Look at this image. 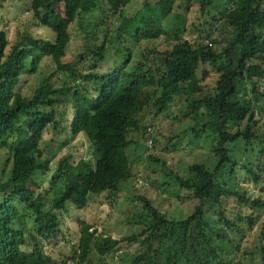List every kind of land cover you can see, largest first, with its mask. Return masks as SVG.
Listing matches in <instances>:
<instances>
[{"label":"trees","instance_id":"trees-1","mask_svg":"<svg viewBox=\"0 0 264 264\" xmlns=\"http://www.w3.org/2000/svg\"><path fill=\"white\" fill-rule=\"evenodd\" d=\"M9 1L0 0V9ZM30 1L35 18L56 39L50 42L25 33L11 45L0 18V155L5 160L3 174L8 172L7 180L0 181V264H68L47 252L48 246H57L64 237V221L58 213H68L70 204L83 210L91 197L106 195L112 205L125 197L124 190L138 176L131 150L146 147L152 138L148 125L166 118L181 99L185 111L180 120L187 122L183 133L190 139L188 147L193 152L206 144L208 151L201 162L187 165L182 172L179 164L168 165L155 154L160 142L154 138L150 146L154 145L155 153L147 157L161 167L151 176L144 172L139 176L160 190L163 185L155 176H163L172 182L166 187L176 186L179 202L196 203L194 212L176 220L155 207L150 197L133 196L128 203L143 212L144 229L114 239L82 222L72 261L117 264L125 258L129 263L130 256L131 264H161L162 258L164 264H225L222 243L232 244L226 230L241 233L239 223L245 222L254 228L255 214L247 216L244 208L264 211V120L259 118L264 115V92L257 81L264 78V0H227L225 11L219 12L221 19L214 18L231 31L222 49L192 43L179 32L168 37L169 50H146L137 65H133L134 49L169 36L165 22L180 19L179 5L190 11L194 0H147L132 17L126 9L133 0ZM200 3V13L209 17L215 0ZM59 5H64V16L54 24L46 21L44 17L54 15ZM97 11L103 16L83 33L79 56L63 67L72 45L73 24L83 28L85 16ZM102 28L103 40L98 44ZM201 35L204 40L210 37L208 30ZM122 46L123 54H115ZM47 58L71 82L55 79L53 74L39 82L32 97L24 96L23 76L36 74ZM109 59L111 68L102 72ZM250 92L253 97L248 96ZM49 129L86 137L93 147L94 163L75 160L72 154L58 161L53 152L47 157L41 146ZM175 142L168 141L171 148L179 149ZM239 146L250 153L245 162L235 157L234 148ZM226 174L230 179L245 177L263 193H249L240 183L230 186L223 182ZM127 222L131 228L139 223L136 217H128ZM141 238L138 247L130 249ZM258 249L264 261V229Z\"/></svg>","mask_w":264,"mask_h":264},{"label":"rangeland","instance_id":"rangeland-1","mask_svg":"<svg viewBox=\"0 0 264 264\" xmlns=\"http://www.w3.org/2000/svg\"><path fill=\"white\" fill-rule=\"evenodd\" d=\"M103 0H101L102 2ZM147 0H133L131 5L126 9V15L129 17L134 16L140 9L143 8ZM153 0H150V2ZM201 0H194L193 4L188 11L185 5L177 8V17L172 18L171 20L165 22L164 27L169 36H164L154 44L152 43H143L140 50L134 49V64L137 65L143 58V52L154 48H158L160 51L169 50V39L168 37H173L175 34L182 32V37L192 43L196 41H201L214 45L218 49H222L226 44H228V35L231 34V31L228 28L224 27L222 23H216L214 18L221 19L219 12L222 13L225 11V5L227 0H215L214 9L209 17H204L200 13L201 10ZM32 2L30 0H11L0 9V18L2 21V30L7 34L8 39L11 45H14L18 40L19 35L25 33L31 34L36 39L47 40L54 42L56 39L55 34L40 24V20L36 19L34 14L31 11ZM64 5H59L55 14L52 16H46L44 19L50 23H56L61 17L64 16ZM103 16L102 11H97L91 15L85 16V26L83 28L80 25L73 24L70 29V36L72 39V45L69 50L68 56L64 58L63 67L72 63L79 56L80 51L79 47L83 43V33L85 31H91L89 24L94 21L95 18ZM101 18V17H100ZM109 24V23H108ZM101 27V25H100ZM104 28V27H103ZM103 28L100 32V41L97 42L100 44L103 40ZM208 30L210 37H202L201 32ZM127 45V44H126ZM130 49L134 48L133 44L128 45ZM118 49V48H117ZM119 52H114L115 54H123V46L119 48ZM113 59V57H112ZM112 59H109L102 72H106L111 68ZM207 71H210L212 76H215V72L211 67L206 68ZM53 74H56L57 78L64 81L71 82L67 73L63 71L62 68H58L56 63L50 59H44L41 63L36 74L27 73L22 78V83L20 86L21 91L24 96L32 97L39 82H41L45 77H49ZM261 83L260 91L264 92V78L257 79ZM212 82V79L208 80V83ZM94 95H97L96 92L92 91ZM249 97H253V94L248 93ZM185 100H177L176 104L172 107L170 114L166 118L160 120H155V122L150 123L148 126H152L148 130L149 137H152L159 140L158 150L155 153L154 145L150 146V140L145 144L146 147L133 148L130 152V157L133 162V167L137 173V181L130 188L127 187L124 190L126 193L125 197H120L119 201L115 204L111 203L110 199L107 196H102L100 198H92L89 201L87 208L79 210L72 206L68 205V213L59 212L58 215L64 221V237L60 239V242L57 246H48L47 252L50 256H54L58 259L68 260V264H74L72 258L75 257L80 241V224L86 222L93 225L98 229L99 234L107 237L111 236L114 239H122L124 237L132 236L139 233L144 226L140 224L143 222L144 215L143 212L134 208V206L129 205L130 198L137 195H144L150 197L153 201L155 207H157L163 214L168 215L176 220L187 219L196 208L195 202H179L175 198L177 188L174 185L171 187H166L167 183H171L169 180L165 179L163 176L157 174L155 176L156 180H160V183L163 185L161 188L157 189L152 186L145 178L139 176L143 172L146 175H150L154 170L160 168L161 166H156L153 161H151L147 156L150 153H155L157 156H161L165 159L168 165L179 166V171L184 172L187 165L201 162L202 154L208 151L206 144L198 145L196 150L191 152V148L188 147L190 141L183 131L187 129V122L182 123L181 118L185 111ZM261 120H264V115H259ZM169 139L176 141L177 147L180 149L171 148L168 143ZM168 144V145H167ZM42 150L48 157L49 153L53 152L56 155V161L61 157L72 154L75 157V160L87 159L95 161V156L93 153V147L89 140L84 136H72V135H60L55 133L52 129L47 130L44 140L41 146ZM235 157L238 156V161L245 162L248 160L250 153L247 152L245 146H239L234 148ZM191 153V154H190ZM253 156V154L251 153ZM185 160V162L183 161ZM183 162V163H181ZM261 162H264V158H261ZM3 157L0 155V181H6L7 175L3 174L4 170ZM181 163V164H180ZM254 163V157L252 164ZM46 179L42 177L41 180ZM223 182L229 184L230 186L237 185L238 183L243 184L249 193L258 195L262 192L261 188H255L252 182L241 175H238L236 179H230L229 176L225 175V180ZM263 193V192H262ZM2 198L0 197V205ZM234 201H231L230 205H233ZM244 213L249 216L255 214L256 224L254 228H250L247 222L239 223L241 233H236L234 231H227L228 238L232 241L230 245L228 242L222 243V257L221 262L225 264H264L263 258L260 254L258 246L261 242V232L264 229V211H256L251 208H244ZM227 215L232 216L233 213L227 211ZM136 217V220L139 221L136 227L131 228L128 225L127 218ZM238 222V220L236 219ZM221 230L222 228L219 227ZM142 238L136 241L131 247L133 249L137 248L141 243ZM46 246L45 244H43ZM127 251V250H125ZM252 253V254H249ZM71 259V260H70ZM132 257L126 258L130 261L129 263L123 260L116 261L117 264H131ZM166 262L163 258L161 264ZM182 264V263H181Z\"/></svg>","mask_w":264,"mask_h":264}]
</instances>
